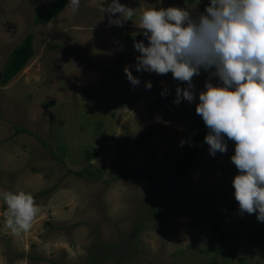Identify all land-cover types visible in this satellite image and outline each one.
<instances>
[{"label":"rangeland","instance_id":"1","mask_svg":"<svg viewBox=\"0 0 264 264\" xmlns=\"http://www.w3.org/2000/svg\"><path fill=\"white\" fill-rule=\"evenodd\" d=\"M50 1L0 0V264H99L103 257L101 264H244L241 257L264 264V247L253 256L246 249L250 226L240 221L258 213L242 214L235 199L234 141L225 137L228 151L215 156L207 145L184 179L167 184L170 193L162 188L166 173L117 178L123 169L171 164L202 118L196 106L206 82L222 85L201 69L193 77L195 99L176 104L177 87L187 83L171 72L137 71L140 53L125 35H143L146 9L186 7L198 17L210 0H120L134 9L122 27L109 25L101 11L111 0H81L78 11L67 4L48 24L36 25L37 4ZM29 33L33 58L3 84L9 55ZM128 66L140 80L136 86L124 72ZM150 77L183 113L156 104L141 82ZM87 149L96 157L89 160ZM90 163L101 173L75 174ZM21 190L34 195L40 212L17 235L5 226L2 196ZM218 220L227 233H243L223 255L206 252L212 242L221 244L213 238Z\"/></svg>","mask_w":264,"mask_h":264},{"label":"clouds","instance_id":"2","mask_svg":"<svg viewBox=\"0 0 264 264\" xmlns=\"http://www.w3.org/2000/svg\"><path fill=\"white\" fill-rule=\"evenodd\" d=\"M80 3L69 0L67 7L76 12ZM101 11L109 14V25L122 27L134 9L111 0ZM139 28L148 44L134 42L140 53L135 68L171 72L173 79L186 82L187 88L176 89V104L195 99L193 77L201 69L222 82H206L196 113L209 129L205 142L211 155L226 153L227 140L235 142V199L242 214L258 213L257 220L264 222V0H210L198 17L186 7H153L142 12ZM124 72L133 86L140 83L131 66ZM2 199L5 226L17 235L28 232L40 212L34 195L5 191Z\"/></svg>","mask_w":264,"mask_h":264},{"label":"trees","instance_id":"3","mask_svg":"<svg viewBox=\"0 0 264 264\" xmlns=\"http://www.w3.org/2000/svg\"><path fill=\"white\" fill-rule=\"evenodd\" d=\"M69 0H51L45 8H42L40 5L37 4L36 12H35V18L34 23L36 25L40 24H48L53 17L60 13L66 5L68 4ZM205 12V11H204ZM203 13V12H202ZM125 39L131 43L134 44V42L143 41L146 45L148 44V40L143 35H131L126 34ZM34 56V47H33V34L29 33L22 41L21 43L11 52L9 55L6 64L4 66V69L1 73V80L3 84L8 83L13 77H15L24 67L27 66V64L31 61V59ZM94 65H96L99 68H103L104 66L100 63L91 61ZM142 84L146 88V84L148 82L152 83V88L147 90H152L156 96V104L157 105H164L168 103L166 106V111L168 112H176V113H183L179 107L170 104L172 101V94L167 89H162L161 87L157 86V82L153 78H147L144 80H141ZM163 93V95H162ZM209 129L206 127L203 119H199L198 126L194 128L189 134L186 139L185 148L182 152L177 153L174 155L171 159V164H162L158 165L154 168H136V169H123L119 171L118 179L119 178H131V177H137V176H156L161 173H166L165 181L162 184V188L166 193L173 192L171 189L167 188L168 183L172 182H178L181 179L185 178L186 172L192 168L193 166H196V164L199 162L200 157L204 150L206 149V146L208 145L205 142V137L208 134ZM63 149V148H62ZM64 150V149H63ZM87 158L91 160L92 157H96V152L92 149H87L86 151ZM62 157V160H64V157ZM102 169L100 170L98 168L97 171L94 169V165L92 163L89 164V166L85 167L84 169L74 171L75 174L81 177H85L88 175L94 176V174L97 172V174H100ZM52 189V188H51ZM170 191V192H168ZM241 224L243 227L246 228V226H250L248 231L250 234L245 235V238L248 237V239L251 241L250 245H247L246 249L249 250L251 253V256L257 251L256 248L262 249L264 247V222H260L257 220V217L255 218H247L242 219ZM231 233H227L223 229V222L221 220H218L216 223L213 224V238H219L221 241V244H217L215 241L212 242L206 249V252L210 253V251L217 252L219 254H226L228 251V248L225 246L229 242H233L235 237L242 238L243 233L241 231H234L233 229H230ZM247 232V230H246ZM248 233V232H247ZM246 246V245H245ZM252 246V247H251ZM237 248H234V251H237ZM92 256V255H91ZM90 256V258H91ZM97 260L96 257L91 258V261ZM106 258L99 259V264H101ZM240 261L244 264H251L248 263L243 257L240 258ZM93 263V262H92ZM98 264V263H93ZM208 264H223L222 262L218 260H212ZM229 264V262H228Z\"/></svg>","mask_w":264,"mask_h":264}]
</instances>
